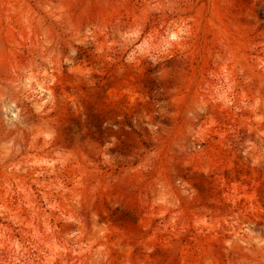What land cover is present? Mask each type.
<instances>
[{
    "label": "rangeland",
    "instance_id": "1",
    "mask_svg": "<svg viewBox=\"0 0 264 264\" xmlns=\"http://www.w3.org/2000/svg\"><path fill=\"white\" fill-rule=\"evenodd\" d=\"M0 264H264V0H0Z\"/></svg>",
    "mask_w": 264,
    "mask_h": 264
}]
</instances>
